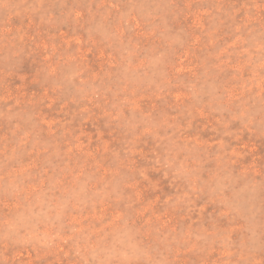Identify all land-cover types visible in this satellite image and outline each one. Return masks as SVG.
I'll return each instance as SVG.
<instances>
[{
	"label": "rangeland",
	"instance_id": "obj_1",
	"mask_svg": "<svg viewBox=\"0 0 264 264\" xmlns=\"http://www.w3.org/2000/svg\"><path fill=\"white\" fill-rule=\"evenodd\" d=\"M0 264H264V0H0Z\"/></svg>",
	"mask_w": 264,
	"mask_h": 264
}]
</instances>
